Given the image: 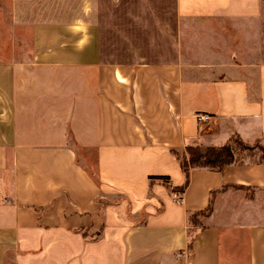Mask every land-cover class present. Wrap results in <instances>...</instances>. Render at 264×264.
Segmentation results:
<instances>
[{
    "label": "crops",
    "instance_id": "1",
    "mask_svg": "<svg viewBox=\"0 0 264 264\" xmlns=\"http://www.w3.org/2000/svg\"><path fill=\"white\" fill-rule=\"evenodd\" d=\"M234 136L264 143V0H0V264H264V159L172 189Z\"/></svg>",
    "mask_w": 264,
    "mask_h": 264
},
{
    "label": "trees",
    "instance_id": "2",
    "mask_svg": "<svg viewBox=\"0 0 264 264\" xmlns=\"http://www.w3.org/2000/svg\"><path fill=\"white\" fill-rule=\"evenodd\" d=\"M232 140L239 143L240 147L243 149L252 150L254 148H257V150L259 151L260 159H264V143L248 145L240 141L237 136L232 137ZM172 152L178 160V163L185 175V180L179 187H172V189L178 191L179 194L182 192L186 184L189 167L204 165L210 168L218 169L222 165L229 163L234 159L233 148L230 143H224L217 146H200L197 143H188L183 147L181 151L178 152L177 150H172ZM148 178H157L162 181L167 180V176L165 175H149ZM209 209L210 207L207 205L204 209L191 212L189 214L190 222L196 225V223H198L197 216L206 215L209 212ZM192 238L193 235L191 233L188 234L186 243L187 248H190Z\"/></svg>",
    "mask_w": 264,
    "mask_h": 264
},
{
    "label": "rangeland",
    "instance_id": "3",
    "mask_svg": "<svg viewBox=\"0 0 264 264\" xmlns=\"http://www.w3.org/2000/svg\"><path fill=\"white\" fill-rule=\"evenodd\" d=\"M232 146L235 147V150H236V151L242 149V148L240 147V144L237 143V142H234V141H233ZM178 152H179V151H178ZM238 152H241V150L238 151ZM244 152L251 153V154H254L255 157H259V151H258L256 148H255V149H252V150H247V149H245ZM190 233H191V232H190Z\"/></svg>",
    "mask_w": 264,
    "mask_h": 264
},
{
    "label": "built area",
    "instance_id": "4",
    "mask_svg": "<svg viewBox=\"0 0 264 264\" xmlns=\"http://www.w3.org/2000/svg\"><path fill=\"white\" fill-rule=\"evenodd\" d=\"M205 118H207V115H205V114H198V115H197V119H199V120H200V119H205ZM173 195H174V196H175V195L177 196V193L174 192Z\"/></svg>",
    "mask_w": 264,
    "mask_h": 264
}]
</instances>
